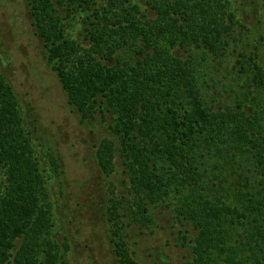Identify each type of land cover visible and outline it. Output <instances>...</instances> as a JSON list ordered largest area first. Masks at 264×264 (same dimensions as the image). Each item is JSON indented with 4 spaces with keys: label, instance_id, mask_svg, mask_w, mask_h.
<instances>
[{
    "label": "trees",
    "instance_id": "16d2710c",
    "mask_svg": "<svg viewBox=\"0 0 264 264\" xmlns=\"http://www.w3.org/2000/svg\"><path fill=\"white\" fill-rule=\"evenodd\" d=\"M60 2L83 13L81 39L68 31L73 16L61 15ZM28 3L47 64L80 121L111 119L113 137L95 145V158L105 176L120 162L128 187L129 197H118L112 183L105 205L114 264H143L126 226L150 228L151 208L173 195L181 222L194 229L183 264H264V63L257 46L247 48L255 35L264 39V12L250 28L238 0ZM237 65L235 88L204 87L216 66ZM235 174L244 182L230 184ZM46 183L0 72V264H71L68 244L50 236ZM217 189L224 192L213 200Z\"/></svg>",
    "mask_w": 264,
    "mask_h": 264
},
{
    "label": "rangeland",
    "instance_id": "374dc122",
    "mask_svg": "<svg viewBox=\"0 0 264 264\" xmlns=\"http://www.w3.org/2000/svg\"><path fill=\"white\" fill-rule=\"evenodd\" d=\"M238 1L249 15L248 27L260 25L256 12H264V0ZM57 6L62 16L66 13L73 16L66 19L68 31L81 39L78 32L83 30V13L79 10L70 13L61 2ZM32 19L28 0H0V72L13 87L23 126L30 134L40 166L47 172V200L53 221L50 236L61 247L64 242L68 244L66 258L71 264H114L109 226L104 217L105 205L107 197L111 196L112 183L118 197L128 198V187L120 162L115 172L105 176L95 158V145L105 136L113 137L106 126L111 119L102 122L97 116L91 121H80L78 113L68 104L56 74L47 64L44 41ZM243 33L249 38L252 36L249 31ZM254 38L247 48L253 51L251 44L257 46L256 51L264 63V39L257 35ZM221 66H216L219 72L213 71L216 78L203 81L204 87L212 93L221 90L224 94L223 90L235 88L240 82L238 65L227 70L226 66ZM49 151L58 157L56 170L50 163ZM238 176H227L230 184L244 182ZM213 181L219 185L218 179ZM219 192L224 190L217 189L216 195H212V191L209 197L215 199ZM176 197L173 195L169 201L151 208L153 224L150 228L126 226L129 246L139 262L183 264L190 260L187 244L194 229L178 217Z\"/></svg>",
    "mask_w": 264,
    "mask_h": 264
}]
</instances>
